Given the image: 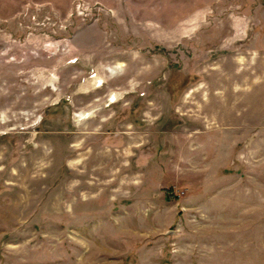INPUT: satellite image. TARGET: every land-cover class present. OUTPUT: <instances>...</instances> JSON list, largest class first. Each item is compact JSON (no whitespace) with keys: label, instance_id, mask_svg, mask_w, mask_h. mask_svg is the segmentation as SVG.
<instances>
[{"label":"rangeland","instance_id":"rangeland-1","mask_svg":"<svg viewBox=\"0 0 264 264\" xmlns=\"http://www.w3.org/2000/svg\"><path fill=\"white\" fill-rule=\"evenodd\" d=\"M89 1L0 0V264H264V0Z\"/></svg>","mask_w":264,"mask_h":264},{"label":"built area","instance_id":"built-area-1","mask_svg":"<svg viewBox=\"0 0 264 264\" xmlns=\"http://www.w3.org/2000/svg\"><path fill=\"white\" fill-rule=\"evenodd\" d=\"M40 6V4H37L35 7L38 10ZM102 13L108 14L113 13V11L111 8H107L99 3L88 2V0H72V6L64 18L66 23L62 24V22H59V28L62 30L66 29V26L70 23L71 19L75 18L81 19V22L86 24H94L95 22H98L100 18L99 15ZM52 16L53 15H47L45 18L50 20ZM32 17L33 19L35 18L34 15H32ZM54 22L55 21L51 24L56 25ZM40 23L42 22H37V24ZM33 29H43V26H34ZM52 35L53 34L48 33L47 30L41 33H32L29 31L23 40L14 38L11 35H5L6 39L3 38L2 42H0V61H24L28 58L43 55L50 57L57 54L59 51L68 56H71L74 53L70 37L65 36L54 38ZM75 61L76 58L69 60L71 63Z\"/></svg>","mask_w":264,"mask_h":264},{"label":"crops","instance_id":"crops-1","mask_svg":"<svg viewBox=\"0 0 264 264\" xmlns=\"http://www.w3.org/2000/svg\"><path fill=\"white\" fill-rule=\"evenodd\" d=\"M43 1H45V3H47L51 6V5H55L60 0H43ZM101 1H103L104 3L112 4L109 0H101ZM66 2H67V7H70L71 0H66ZM86 29H97V26H94V28L91 26V28H86ZM84 31H86V30H84Z\"/></svg>","mask_w":264,"mask_h":264}]
</instances>
